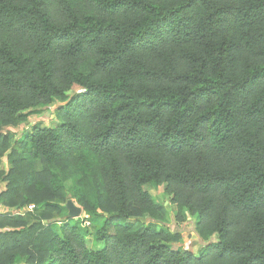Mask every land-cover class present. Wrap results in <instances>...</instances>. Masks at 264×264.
<instances>
[{
  "label": "trees",
  "instance_id": "1",
  "mask_svg": "<svg viewBox=\"0 0 264 264\" xmlns=\"http://www.w3.org/2000/svg\"><path fill=\"white\" fill-rule=\"evenodd\" d=\"M56 101L0 171L2 205L39 208L0 214V264H264V0H0V154ZM72 178L93 231L67 217ZM148 184L192 216L197 254Z\"/></svg>",
  "mask_w": 264,
  "mask_h": 264
},
{
  "label": "rangeland",
  "instance_id": "2",
  "mask_svg": "<svg viewBox=\"0 0 264 264\" xmlns=\"http://www.w3.org/2000/svg\"><path fill=\"white\" fill-rule=\"evenodd\" d=\"M78 91H81L79 87H76V86L73 87V89L69 92V96L70 95L72 96L74 93ZM60 102H57V101L54 102L47 109L40 108L37 110H33L31 112H28L26 115L22 116L21 118H18L17 120L13 121V123L10 126L9 125L4 126L3 129H1V133L6 134V136H8V140H7L8 142L5 143L6 150L2 154H0V171H2L3 173H6L8 169L11 167V159L9 158V153L11 152L10 146L14 144V142L22 136L25 130H28L35 126L42 128V127L55 126L58 124L59 121L56 117L55 110L59 104L61 103L63 104L64 100L63 102L61 103ZM51 113L54 116H52ZM46 117H48V120L46 119ZM27 160H28L27 162L28 166L24 170L32 174L34 172V168L35 169L39 168L40 164H36L32 166L31 161L29 159ZM4 177L5 175L0 176V193L4 189L5 184H6V182L4 181ZM75 180H76L75 178H72L65 182V185H64L65 194H66L65 200L71 199L77 206L82 208V206L76 202L75 198H70L69 190L71 186L74 184ZM144 188L147 189L148 193L151 195V197L155 201L158 209H160V211L162 212L166 220L165 226H167L172 232H177L182 235L179 243L173 244L172 248L177 249V250H186V249L192 250V252L197 254L198 250L201 247V242H199V238L196 237V234L194 233L193 226H192V216H190L187 212L182 213L181 220L183 222L179 221L180 224L179 223L177 224L176 223V220H177L176 219V214H177L176 207L170 203L169 196L165 193V185L153 186V185L148 184V185H145ZM97 195L99 197H103L102 195L104 194H102V192L99 191ZM20 196H23V194L22 193L19 194V198ZM94 198L95 197L92 198V201H91L92 203L94 201ZM49 202H54L62 206L64 205V200H60L57 198H54L52 201H49ZM0 206L3 207L4 205L0 203ZM38 210H39L38 206H35V209H33L30 213H28L29 220L35 217L34 214L37 213ZM101 210L108 211L109 210L108 203L104 202L103 207L98 209V212H101ZM86 215H87L86 212L82 209V213L79 218H82V220L84 221L86 220L85 219ZM104 215L106 214L104 213ZM63 217L57 216L53 220L61 221ZM68 219L71 223H73L75 220L69 217ZM96 219L97 221L93 222L92 224L90 223L89 219H87L89 221L88 230L93 231L94 227L98 225V223L100 222V218H96ZM54 222L56 221H53V228H56L57 224ZM32 223L33 222H31V224ZM41 223L45 225H49L47 220L41 221ZM156 226L160 227L161 224L157 222ZM86 246L89 249H97L102 246V243L98 241H94L91 235H89V236H86ZM24 257L25 256H21L20 260L16 262L15 264H26V262L24 261L25 259Z\"/></svg>",
  "mask_w": 264,
  "mask_h": 264
},
{
  "label": "built area",
  "instance_id": "3",
  "mask_svg": "<svg viewBox=\"0 0 264 264\" xmlns=\"http://www.w3.org/2000/svg\"><path fill=\"white\" fill-rule=\"evenodd\" d=\"M52 116H54L52 113H51ZM46 119L48 120V117H46ZM44 120V119H43ZM50 121V119H49ZM35 208L34 204H29L27 207L24 208H4V207H1L0 208V214L1 215H21L23 216L24 214L28 213V212H31L33 209ZM88 216L86 215L85 216V219L83 221V225L84 226H88L89 225V221L87 220Z\"/></svg>",
  "mask_w": 264,
  "mask_h": 264
},
{
  "label": "water",
  "instance_id": "4",
  "mask_svg": "<svg viewBox=\"0 0 264 264\" xmlns=\"http://www.w3.org/2000/svg\"><path fill=\"white\" fill-rule=\"evenodd\" d=\"M65 208L67 210L68 217L75 220H77L82 213V208L77 206L71 199L66 201Z\"/></svg>",
  "mask_w": 264,
  "mask_h": 264
},
{
  "label": "crops",
  "instance_id": "5",
  "mask_svg": "<svg viewBox=\"0 0 264 264\" xmlns=\"http://www.w3.org/2000/svg\"><path fill=\"white\" fill-rule=\"evenodd\" d=\"M4 208H10V207H6V206H3ZM0 208H1V206H0ZM182 227V226H181ZM197 237V236H196ZM199 242H201L200 240H199ZM192 251V250H191Z\"/></svg>",
  "mask_w": 264,
  "mask_h": 264
}]
</instances>
